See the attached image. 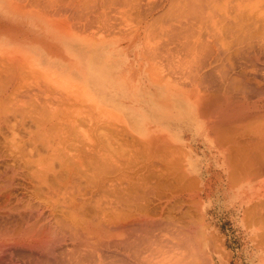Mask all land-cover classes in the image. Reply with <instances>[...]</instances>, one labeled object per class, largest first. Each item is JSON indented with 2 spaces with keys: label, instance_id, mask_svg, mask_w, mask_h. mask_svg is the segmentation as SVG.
Masks as SVG:
<instances>
[{
  "label": "bare ground",
  "instance_id": "6f19581e",
  "mask_svg": "<svg viewBox=\"0 0 264 264\" xmlns=\"http://www.w3.org/2000/svg\"><path fill=\"white\" fill-rule=\"evenodd\" d=\"M47 1L75 16L95 7L98 19L112 7L129 20L141 13L127 35L143 60L131 58L135 96L125 109L107 110L80 85L113 117L99 132L95 115L81 127V107L65 90L81 77L0 33V257L47 256L70 240L57 246L75 248L58 251L62 260L108 243L111 253L126 244L132 264H264V0ZM68 24L62 34L75 33ZM158 54L168 55L163 66ZM136 93L146 104H135ZM113 133L123 151L104 143ZM218 206L228 207L236 235L214 228ZM117 252V264H130ZM104 253L94 259L103 264Z\"/></svg>",
  "mask_w": 264,
  "mask_h": 264
},
{
  "label": "rangeland",
  "instance_id": "374dc122",
  "mask_svg": "<svg viewBox=\"0 0 264 264\" xmlns=\"http://www.w3.org/2000/svg\"><path fill=\"white\" fill-rule=\"evenodd\" d=\"M33 0H24V1H20V0H0V33H2V37L3 39H8V40H14V41H20L22 43H24V45H28L29 47H32L36 52H38L39 54H41L42 56H44L45 59H47L53 66V69H59L60 71L64 72V73H69V74H74L77 77H81L79 79V82L81 84H77V85H73V84H66L65 85V90L68 93L69 91H67V88L74 91L75 94V98L74 103L72 104H78L81 107L80 110V116L78 117L79 119V123L81 125L82 128L87 129L88 127V123L91 122V117L93 115H95V123H99L100 128H99V132L100 131H108L105 123H102L105 120H113V117L111 115V118H107L103 115L101 108L98 106H95V101L91 100V98L89 97V95L86 94V92L84 90L85 87H80V85L85 84V86L87 87L88 85V90L92 93H95V99H98V95L95 91V80L98 78V76H102L101 73L105 72V75L108 74L109 77H111L112 79V94L109 95V102L117 104L116 99H118V104H130L133 101L131 99V101L129 100L130 97L132 95L135 96V94H133V92L128 93V89L129 87V70L131 68L132 65V57L135 58V52L139 53V55L136 56V58H138L137 60L140 62L143 60V56L141 53L142 51V45L141 43H139L137 45V49H136V44H134L132 47L128 46V41L130 42L132 39H130V37H128V31L130 29V26L133 24L135 25L136 23V18H140V16L138 14L141 13H135L133 14V20H129V16L124 15L123 13H121L120 11H115V8L112 7L111 12H109V16L107 15V18L105 19L104 17H102L100 15V19H98V14L97 11L95 10V7H92L91 9H87L85 10V12H81V15H73V13H66V11L63 12H57V10L59 9H55L54 6H52V4L45 0L46 3H44L43 1L40 0H36L37 2H43L42 4L39 2L38 5L32 3ZM19 2V3H18ZM21 3V4H20ZM51 5H50V4ZM49 8H48V5ZM41 5V6H40ZM44 5V6H43ZM46 5V7H45ZM55 6L59 7L57 4H54ZM45 7V8H44ZM52 7V8H51ZM47 8V9H46ZM20 9V10H19ZM32 9V11H31ZM45 9V10H44ZM51 9V10H50ZM54 9V10H53ZM114 9V10H113ZM48 10V11H46ZM50 10V11H49ZM91 10V12H90ZM56 11V12H55ZM61 11V10H58ZM87 11V14H86ZM92 14V20L86 21L85 20H89V14ZM62 13V14H61ZM86 15H84V14ZM59 14V15H58ZM58 15V16H57ZM64 15L70 17L69 18V23L72 24V29L73 31H75V33H61L62 29H66V27L68 26L69 29V24L68 21H64V25H62L63 23L60 21L61 17H63ZM96 15V16H95ZM75 16V17H73ZM81 16V17H80ZM60 19H59V18ZM84 18V21H80L79 23V19L77 18ZM97 17V18H96ZM110 17V18H109ZM78 20H76V19ZM90 18V19H91ZM95 18L97 19V21L95 20ZM126 19V21H128L129 23H125L122 21V19ZM110 19V20H109ZM56 20V21H54ZM54 21V22H53ZM59 21V22H58ZM108 21V22H107ZM83 22V23H81ZM62 23V24H61ZM67 25V26H66ZM14 26V27H13ZM66 26V27H65ZM62 27V28H61ZM20 30V31H19ZM132 38V37H131ZM130 48V49H129ZM130 52H129V50ZM141 59V60H140ZM135 60V59H134ZM163 60L164 64L168 61V55L165 54H158L157 56V61ZM138 61L135 63L137 65ZM163 64V65H164ZM161 63V66H163ZM165 68V69H164ZM164 69L165 71L168 70V68L166 69V67H160L159 73H162L161 70ZM168 73V72H166ZM71 74V75H72ZM75 76H73V78H75ZM76 79V78H75ZM78 86V87H77ZM133 98V97H132ZM141 93H136V101L135 104H146V102L141 101ZM91 100V101H90ZM101 101V100H100ZM102 103V102H99ZM97 103V104H99ZM113 107H106L107 110L113 112L112 109ZM103 109V108H102ZM127 111V109H126ZM99 125H97L99 127ZM117 126L118 129H120L122 126L119 125H115ZM112 125V127H113ZM119 132V131H117ZM118 134H114L113 136L110 137V139H106V141L104 142L105 144H110L111 146H117L119 151H123L125 149V144L119 145L121 143H124L122 140L117 141ZM120 136H122V134H120ZM107 137V136H105ZM125 137V135L123 136ZM122 137V138H123ZM129 137V135H128ZM131 137V136H130ZM105 149V148H104ZM118 151V152H119ZM121 153V152H119ZM217 209L215 210V214L212 217V224L214 226V228H217L220 231V234L225 233L228 236H232V235H236L238 232V229L236 227H234V221L233 218L231 217V214L229 212L228 207L225 206H218L216 207ZM216 225V226H215ZM234 233V234H233ZM65 240L64 242L59 243V245H57L56 243V247L60 246V244H62V246L65 248L67 245V248H69V242L70 240L67 241ZM64 243V244H63ZM113 243V242H111ZM110 243V244H111ZM108 244V243H107ZM103 244L102 247L105 249H107V251L109 250V247ZM70 249H75L72 248V242L70 244ZM111 246V245H109ZM121 247V249L117 250V247ZM127 245L126 244H114L111 247V249L114 248V251L111 250L109 251L110 254H106L105 256V249L104 252H102L103 250H99L98 254L97 252L95 254H98L97 258L100 257V255H102V253H104L105 258L103 257V261L105 259V262H103V264H117L116 263V256H119V258H124V256H120V254L117 252L119 251L122 255H127ZM54 247V246H53ZM52 247V248H53ZM54 247V248H56ZM50 248V250L48 251V255L46 257L50 258L49 260H51L52 263H50L48 261V259H46V257L44 255H42V253L39 254V252H35V251H30L28 249H20L19 251H17V249L15 251H12L14 253L13 256L11 254L12 257L10 256V253H7V255H5L6 253H4L5 256H7L8 258L11 259L12 262V258H15V262H17V264H29L30 261H32L34 263V261L37 262V260H33L32 258L37 254L38 256V264H43L40 263V259L41 257L45 260H41L42 262L45 263H50V264H64L65 260H67V258H69L70 256L66 255L67 258L63 259L61 258V254H59L58 251H61V247H57L55 249V251H57V254L54 253V248L52 249ZM66 248V249H67ZM124 248V250L122 249ZM60 249V250H59ZM64 249V250H66ZM69 249V251H70ZM53 250V251H52ZM68 250V249H67ZM123 250V252H122ZM126 250V251H125ZM24 251V253L22 252ZM69 251H66V253ZM101 251V252H100ZM106 253H109L107 252ZM124 251L126 252V254H124ZM36 254H35V253ZM115 252H117L118 254L116 255ZM15 253L17 256H15ZM33 255H32V254ZM53 253V254H52ZM60 253H65V251L62 250V252ZM65 253V254H66ZM74 253V252H73ZM9 254V256H8ZM35 254V255H34ZM56 254L57 256H60V261L58 260L59 258H56ZM64 254V255H65ZM82 254V255H81ZM95 254L94 255H89L90 257L93 256L92 258H95ZM3 254H1V256H3L1 258V260L3 258L6 259L7 257H4ZM21 255H23V259H25L26 262L28 263H24V260H22ZM63 255V254H62ZM72 255V254H71ZM74 255V254H73ZM79 255V254H78ZM81 256H83V253H80ZM85 255V254H84ZM116 255V256H115ZM134 255V254H133ZM19 256V257H18ZM32 256V258H31ZM76 256V255H75ZM80 256V257H81ZM86 256V259L79 260V256L76 258H72L75 262L79 260V262H83L87 259H89ZM85 256H83L85 258ZM27 257V259H26ZM36 257V256H35ZM101 257V258H102ZM128 257V255H127ZM127 257L125 256V259H127ZM19 261H17L16 260ZM20 258V259H19ZM31 258V260H30ZM69 258V259H70ZM96 258V259H97ZM100 258V259H101ZM113 258H115V260H113ZM8 261V264L11 263ZM36 259V258H34ZM69 260L68 262L72 261L73 264H77V262H73V260ZM77 259V260H75ZM91 259V258H90ZM87 260L90 261V264H94L96 259H91V260ZM129 259V257H128ZM126 260L129 261L130 260ZM0 260V262L2 263V261ZM4 260V259H3ZM13 260V261H14ZM106 260L108 261V263L106 262ZM123 260V259H122ZM64 261V262H61ZM94 261V263H93ZM114 261V262H113ZM126 261L124 260V262L126 263ZM15 262L11 263L14 264ZM67 262V263H68ZM78 262V264H79ZM80 262V263H81ZM84 264H88V263ZM98 262V259L96 260V263ZM102 261L98 262L101 264ZM120 262L119 264H121L122 262ZM131 262H133L131 260ZM0 263V264H1ZM44 263V264H45ZM48 263V264H49ZM66 263V264H67ZM134 263V262H133ZM3 264V263H2ZM4 264H7L4 263ZM16 264V263H15ZM32 264V263H30ZM36 264V263H34ZM71 264V262H70ZM124 264V263H122ZM132 264V263H130Z\"/></svg>",
  "mask_w": 264,
  "mask_h": 264
},
{
  "label": "crops",
  "instance_id": "0c3cea01",
  "mask_svg": "<svg viewBox=\"0 0 264 264\" xmlns=\"http://www.w3.org/2000/svg\"><path fill=\"white\" fill-rule=\"evenodd\" d=\"M101 75V77L98 76V78L95 80V91L97 94H99L100 97H102V100L100 102L108 107H113L115 105L125 109L128 104H114L109 102V95L112 94V76L109 77L108 74L105 75V72L101 73Z\"/></svg>",
  "mask_w": 264,
  "mask_h": 264
}]
</instances>
